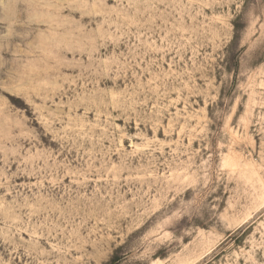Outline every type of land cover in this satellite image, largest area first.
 Instances as JSON below:
<instances>
[{
    "label": "rangeland",
    "instance_id": "obj_1",
    "mask_svg": "<svg viewBox=\"0 0 264 264\" xmlns=\"http://www.w3.org/2000/svg\"><path fill=\"white\" fill-rule=\"evenodd\" d=\"M0 264H264V0H0Z\"/></svg>",
    "mask_w": 264,
    "mask_h": 264
}]
</instances>
